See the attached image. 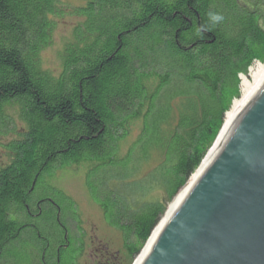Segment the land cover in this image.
I'll return each mask as SVG.
<instances>
[{"label":"trees","instance_id":"obj_1","mask_svg":"<svg viewBox=\"0 0 264 264\" xmlns=\"http://www.w3.org/2000/svg\"><path fill=\"white\" fill-rule=\"evenodd\" d=\"M210 12L223 21L213 25ZM65 16L78 22L57 53V71L45 70L42 54ZM198 28L207 30L197 35ZM254 62L264 64V0H84L74 8L63 0H0V138L11 136L0 144L11 160L5 178L13 198L18 181L29 188L38 175L52 176L61 215L36 223L45 249H58L63 227L71 238L88 229L58 182L60 171L76 167L87 172L85 192L131 264L165 207L127 192L155 185L174 200L214 145L240 98L239 76ZM8 110L19 130H11ZM133 129L135 160L131 144L120 149ZM150 161L156 166L144 183L133 180ZM1 206L0 230L12 235L0 244V264L48 263V255L30 252L14 261L22 242L29 249L33 241Z\"/></svg>","mask_w":264,"mask_h":264},{"label":"water","instance_id":"obj_2","mask_svg":"<svg viewBox=\"0 0 264 264\" xmlns=\"http://www.w3.org/2000/svg\"><path fill=\"white\" fill-rule=\"evenodd\" d=\"M142 264H264V83Z\"/></svg>","mask_w":264,"mask_h":264},{"label":"flooded vegetation","instance_id":"obj_3","mask_svg":"<svg viewBox=\"0 0 264 264\" xmlns=\"http://www.w3.org/2000/svg\"><path fill=\"white\" fill-rule=\"evenodd\" d=\"M194 13L197 11L195 10ZM10 161L7 153L3 160L0 159V206L3 207V217L13 222L19 232L24 230L25 238L29 232L33 241V245L30 243L29 249L26 248V242H22L24 248L21 249V255L18 258L14 257V261L24 259L22 255L27 256V252H30V255L39 257L41 255L42 260L48 255V263L44 264H52L53 260H55V264H77L79 260L82 264H127L129 252L113 253L109 251L107 245H102L97 235L91 232L88 227L83 234H79L75 238L68 237V228L63 227L64 239L58 249L53 251L54 247L50 248L48 244L45 249L37 239L40 233L37 231L39 226L36 223L41 225L42 220L49 219L47 218L48 214L51 220L60 219V205L57 203L59 199L53 195L58 192L53 184L55 182L53 179L51 180L52 176L49 173L38 175L29 188L18 181V189L14 191V197L10 198V178H5L11 174ZM66 218L68 219V216ZM27 227H29L28 231ZM31 230H34V235ZM0 234V244L8 243L12 235L9 228L0 230Z\"/></svg>","mask_w":264,"mask_h":264},{"label":"rangeland","instance_id":"obj_4","mask_svg":"<svg viewBox=\"0 0 264 264\" xmlns=\"http://www.w3.org/2000/svg\"><path fill=\"white\" fill-rule=\"evenodd\" d=\"M244 1V0H241ZM247 1V0H245ZM65 4H68L70 7H80L84 4V0H63ZM58 25L56 32L54 34V39H53V44L50 48L46 49L43 54H42V59H43V64H44V69L56 72L58 69V60L59 56L57 53H60L63 48V40H65L69 35V31L71 27L74 26L75 23L78 22L77 18L73 16H65L63 18H59L58 20ZM259 64L258 62H254L252 65L249 66L247 69V74L245 75H240L239 76V92L241 95V83L243 78H246L249 82L252 83V80L248 77L250 75V70L255 66ZM179 106V103L176 104L175 109H177ZM10 117V123H11V130H19L21 127V124L19 120H17L15 113L8 110L7 113ZM166 124L161 126V131L159 133V136L165 135L166 132ZM138 136L137 129H133L131 136L128 138V140L124 143L121 144L120 149L121 153L126 152L128 146H130V151L131 154H133V160H135L138 156V151H139V146L137 147L136 138ZM11 139V136H8L6 139L1 137L0 138V144L5 145V141H9ZM135 140V141H134ZM149 141L146 142L145 145H148ZM6 152L2 147H0V159L2 160L5 158ZM156 164L152 161H150L148 164L143 165L139 171L136 177H134L133 180L136 181H142L144 183V179L148 174H150L153 170ZM86 171L84 172L82 169H78L76 167L68 168L65 171H60L57 176H58V182L59 186L62 187L64 192L66 194H70L75 202L77 203V206L79 207V210L81 211V217L83 220H86L88 228H90L91 232H94L95 235L99 238L100 242L102 245H107L109 248V251H112L113 253L115 252H120L122 253L124 250L122 248V242L120 237L116 234L113 233L109 228L104 225L100 213L94 208L95 205L93 201L90 199V196L88 193L85 192L84 188V181L83 179L85 178ZM141 185V184H140ZM126 190V189H125ZM127 191V190H126ZM128 194L135 196V198L140 201V202H161L163 203L165 207V213L168 211V208L170 205L173 203V201L166 202L165 196L161 191L157 189L155 185H149L145 186V189H140L131 192H127ZM89 200V201H88ZM165 215V214H164ZM163 218V217H162ZM138 257V256H137ZM137 257L134 258V260L131 262V264L134 263V261L137 259Z\"/></svg>","mask_w":264,"mask_h":264},{"label":"bare ground","instance_id":"obj_5","mask_svg":"<svg viewBox=\"0 0 264 264\" xmlns=\"http://www.w3.org/2000/svg\"><path fill=\"white\" fill-rule=\"evenodd\" d=\"M248 77L252 80V83L246 80V78H243L241 83L240 98L233 101L229 111L225 114L222 128L216 138L214 145L209 150L203 162L201 163L200 169L198 168L199 170L196 171L193 176H191L188 183V187L183 189L173 201V203L170 205L168 211L165 213L163 218L160 220V222L152 232L151 236L143 247V250L140 252L133 264H142L145 261L153 245L156 243L158 237L160 236L166 222L170 219L171 216H173V214L179 208L186 194L189 192L193 182L202 173L205 166H207L209 162L213 159V157L219 152V150L231 134L239 117L258 93L259 89L264 83V64L255 65L250 70V75Z\"/></svg>","mask_w":264,"mask_h":264},{"label":"clouds","instance_id":"obj_6","mask_svg":"<svg viewBox=\"0 0 264 264\" xmlns=\"http://www.w3.org/2000/svg\"><path fill=\"white\" fill-rule=\"evenodd\" d=\"M208 16H209V20H210V22H211L213 25L216 24V23H219V22L223 21V19H224L223 15H221L220 13H216V12H210V13L208 14ZM205 30H207V29H204V28H198V29L196 30V34H197V35H202V32L205 31Z\"/></svg>","mask_w":264,"mask_h":264}]
</instances>
